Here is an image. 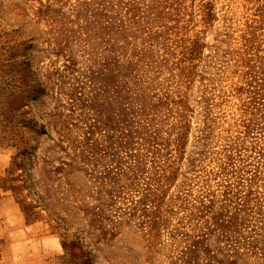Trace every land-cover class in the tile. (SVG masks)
Segmentation results:
<instances>
[{
    "label": "rangeland",
    "instance_id": "374dc122",
    "mask_svg": "<svg viewBox=\"0 0 264 264\" xmlns=\"http://www.w3.org/2000/svg\"><path fill=\"white\" fill-rule=\"evenodd\" d=\"M0 264H264V0H0Z\"/></svg>",
    "mask_w": 264,
    "mask_h": 264
},
{
    "label": "trees",
    "instance_id": "16d2710c",
    "mask_svg": "<svg viewBox=\"0 0 264 264\" xmlns=\"http://www.w3.org/2000/svg\"><path fill=\"white\" fill-rule=\"evenodd\" d=\"M125 43H128V42H125ZM122 44V43H121ZM136 56V55H135ZM139 56V55H138ZM152 64H153V62H151ZM146 65H147V68H152V65H150V63L149 62H146ZM245 65H248L247 64V61L245 60ZM248 67V66H247ZM247 67H246V69H247ZM248 70L249 69H247L246 70V72H244V75H249V73H248ZM139 110H140V107H139ZM136 118V117H135ZM126 131H124V133L122 134V136H123V144L125 143V144H129L130 142L128 141V139H129V134L128 133H125ZM102 141H103V143H106V145H102L103 146V148H104V151H106V153L107 152H111V151H113L114 149L112 148V149H110V146H114L115 147V144H116V146H117V143H113V142H111L110 141V138H109V136L108 135H105V137L104 138H102ZM120 145H122V144H120ZM119 147H121V146H118V149H119ZM116 153H118V151L117 150H114ZM116 153L114 154L115 156H116ZM213 211V210H212ZM208 213H211V212H208Z\"/></svg>",
    "mask_w": 264,
    "mask_h": 264
}]
</instances>
